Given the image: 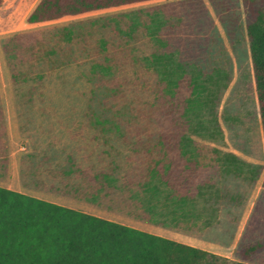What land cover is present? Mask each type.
Masks as SVG:
<instances>
[{"label":"rangeland","instance_id":"rangeland-1","mask_svg":"<svg viewBox=\"0 0 264 264\" xmlns=\"http://www.w3.org/2000/svg\"><path fill=\"white\" fill-rule=\"evenodd\" d=\"M38 1L3 0L0 7L1 187L181 241L145 222L64 195V181L72 180L60 174L70 159L83 170L91 163L99 166L100 151L111 149L102 139H92L94 130L83 117L90 93L104 87L99 81L118 78L133 88V81L147 79L153 86L163 69L146 59L162 53L180 60L187 82L196 77L205 88L197 112L201 126L191 138L215 184L231 186L233 193L244 184L262 182L264 142L242 0H162L28 26L25 19ZM93 15L110 21L89 32L86 46L81 38L71 44L56 39L62 25ZM67 48L70 52L63 56ZM109 143L123 153L122 163L125 146L114 135ZM263 202L264 195L257 205ZM222 224L210 231L219 240ZM244 247L238 244L232 252L220 247L215 254L261 264L260 254L240 260Z\"/></svg>","mask_w":264,"mask_h":264},{"label":"trees","instance_id":"trees-1","mask_svg":"<svg viewBox=\"0 0 264 264\" xmlns=\"http://www.w3.org/2000/svg\"><path fill=\"white\" fill-rule=\"evenodd\" d=\"M157 1L162 0H39L25 23L37 26ZM242 3L264 142V0ZM146 60L161 64L157 84L135 80L130 88L128 81L102 79L98 83L104 86L102 91L90 93L85 124L94 130L93 140L102 139L111 149L100 151L99 166L91 163L85 170L69 172L77 171L96 192H123L127 200L150 212L155 203L170 200L167 175L175 170L167 172L162 160L173 152L198 149L191 134L201 126L197 112L205 88L196 77L187 82L182 64L170 55ZM110 135L125 146L123 158L132 163L123 172L119 162L123 153L109 143ZM261 248V243L244 247L240 260ZM0 264L245 263L0 187Z\"/></svg>","mask_w":264,"mask_h":264},{"label":"crops","instance_id":"crops-1","mask_svg":"<svg viewBox=\"0 0 264 264\" xmlns=\"http://www.w3.org/2000/svg\"><path fill=\"white\" fill-rule=\"evenodd\" d=\"M109 21L110 19L108 16L104 15H93L74 19L68 24L60 27L56 39L71 44L73 40L81 38L83 41L80 42V44L86 46L87 42L85 40L90 37L89 32L93 31L95 28L107 27ZM98 45H103L101 40ZM101 51L103 50L101 49ZM69 52L70 49L67 48V50L65 49L62 51V54L63 56H68ZM173 61L180 62L179 59ZM172 68L174 69V67ZM1 112L0 109V126H2L1 129L3 130L2 135H0V149L4 145L2 141L4 125ZM201 157L202 152L199 149H195L178 153L173 152L168 155L166 159L162 160L167 172L175 170L174 173L167 175L170 184L166 193L170 196V200H168V202L161 201L155 203V206H152L150 212L146 211V207L143 206V204L137 201L127 200L123 192H118L117 195L115 193L107 194L106 191L96 192L91 189L78 175L77 171L76 173L69 172L70 169L79 167V165L77 166L71 162V159L69 160L68 167L60 170L62 176H68L67 178L72 180V183L64 181L65 187L63 194L106 208L110 212L124 214L134 220L145 222L154 230L167 231L176 236H180L181 241L151 232L147 233L161 236L184 245L196 247L213 254L216 252L215 249L220 247H229L232 252L238 244L247 247L256 243H261L262 248L255 255H262L261 264H264V202L257 205L260 197L264 195L262 182L256 186L244 184L241 188V192L237 191L238 189L236 188L237 190L232 193L230 190L232 189L231 186L225 185L222 187L221 184V186L219 185L218 187V185L215 184L214 175L209 172L210 166L204 164L201 161ZM5 163L3 164L5 165ZM131 164L132 163L125 160V158L124 161L120 163V165L124 167L122 168L124 170ZM83 183H85L90 190L84 187L82 185ZM48 190L58 191L51 187ZM115 195L119 197V201H116L117 197H115ZM178 199H181V203H177ZM100 200H105L107 203H102ZM124 202H128L129 204ZM221 221L226 222L222 224ZM220 223L222 226H225L220 235L221 240H219V238L217 239L216 236L214 238L210 233V231L219 227L221 225ZM245 233V242H243ZM207 247H211L212 249Z\"/></svg>","mask_w":264,"mask_h":264}]
</instances>
